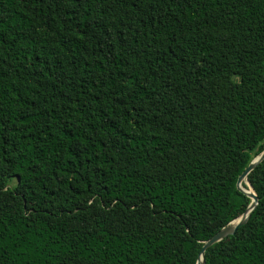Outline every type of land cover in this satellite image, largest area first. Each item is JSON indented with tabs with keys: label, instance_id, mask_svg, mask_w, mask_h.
Returning a JSON list of instances; mask_svg holds the SVG:
<instances>
[{
	"label": "trees",
	"instance_id": "trees-1",
	"mask_svg": "<svg viewBox=\"0 0 264 264\" xmlns=\"http://www.w3.org/2000/svg\"><path fill=\"white\" fill-rule=\"evenodd\" d=\"M263 149L264 0H0V264H196ZM246 178L205 264H264Z\"/></svg>",
	"mask_w": 264,
	"mask_h": 264
},
{
	"label": "water",
	"instance_id": "water-1",
	"mask_svg": "<svg viewBox=\"0 0 264 264\" xmlns=\"http://www.w3.org/2000/svg\"><path fill=\"white\" fill-rule=\"evenodd\" d=\"M264 158V149L261 151V153L254 157L249 164L245 167V169L242 171V173L238 176L237 180H236V187L237 189H239L240 191H242L243 193H245L250 199L251 202L249 203V205L247 206V208L245 209V211L237 218L231 220L227 225H225L224 227H222L221 229H219L215 234H213L209 239H207L200 250L199 253V257L197 259L196 264H205L204 260H203V253L205 251V249L207 247H209L210 245L220 241L221 239H223L224 237H226L227 235H232L236 229L243 225L246 220L248 219V216L250 214V212L252 211V209L256 206L257 204V196L256 193L254 192V190L252 189L249 181L246 178V175ZM242 182H245L252 191H248L246 190L243 186H242Z\"/></svg>",
	"mask_w": 264,
	"mask_h": 264
}]
</instances>
